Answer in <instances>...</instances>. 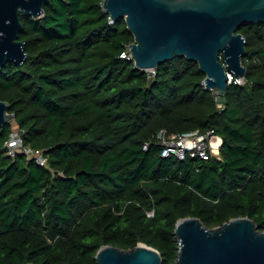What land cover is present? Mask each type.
<instances>
[{"label": "trees", "instance_id": "16d2710c", "mask_svg": "<svg viewBox=\"0 0 264 264\" xmlns=\"http://www.w3.org/2000/svg\"><path fill=\"white\" fill-rule=\"evenodd\" d=\"M103 1L50 0L41 17L21 15L29 57L2 68L0 98L50 166L9 155L13 124L0 126V264H99L102 245L139 242L175 264L186 216L215 227L248 215L264 230V23L239 28L246 81L220 105L197 61L177 55L154 76L137 67L134 33ZM161 128L214 129L221 157H164Z\"/></svg>", "mask_w": 264, "mask_h": 264}, {"label": "water", "instance_id": "95a60500", "mask_svg": "<svg viewBox=\"0 0 264 264\" xmlns=\"http://www.w3.org/2000/svg\"><path fill=\"white\" fill-rule=\"evenodd\" d=\"M50 0H0V72L10 61L28 60L22 13L41 17ZM113 20L125 17L135 39L130 44L137 67L149 69L177 55L197 61L205 86L221 103L227 100V70L246 77L243 56L246 22L264 23V0H104ZM9 101L0 98V126L15 119ZM179 250L175 264H264V230L250 216L210 227L199 216L176 223ZM99 264H163L160 250L145 242L133 248L102 245ZM26 264H35L29 262Z\"/></svg>", "mask_w": 264, "mask_h": 264}, {"label": "built area", "instance_id": "2783aa9c", "mask_svg": "<svg viewBox=\"0 0 264 264\" xmlns=\"http://www.w3.org/2000/svg\"><path fill=\"white\" fill-rule=\"evenodd\" d=\"M122 56H127V53L124 52ZM147 70L149 76H154L157 73L156 67ZM227 78L229 84H243L246 81L245 77L236 78L235 73L229 70H227ZM222 104L220 102V105ZM12 124V132L5 142L7 153L15 156L18 152H23L28 157L34 158L39 164L49 167V156L46 154L45 149L26 144L22 134L23 130L16 119L12 121ZM157 137L162 145L161 154L164 157L176 156L182 159L190 155L200 156L203 159H210L213 156L221 157L220 149L223 138L214 129L208 131L193 129L169 134L166 128H161L157 132ZM145 147H148V143ZM148 214L153 215L154 210L148 212Z\"/></svg>", "mask_w": 264, "mask_h": 264}]
</instances>
